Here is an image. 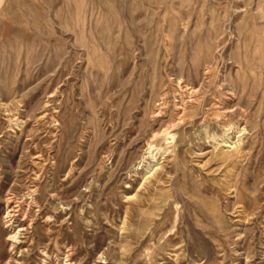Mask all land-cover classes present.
<instances>
[{
  "label": "rangeland",
  "instance_id": "rangeland-1",
  "mask_svg": "<svg viewBox=\"0 0 264 264\" xmlns=\"http://www.w3.org/2000/svg\"><path fill=\"white\" fill-rule=\"evenodd\" d=\"M0 264H264V0H0Z\"/></svg>",
  "mask_w": 264,
  "mask_h": 264
},
{
  "label": "bare ground",
  "instance_id": "bare-ground-1",
  "mask_svg": "<svg viewBox=\"0 0 264 264\" xmlns=\"http://www.w3.org/2000/svg\"><path fill=\"white\" fill-rule=\"evenodd\" d=\"M169 131V130H168ZM231 133V132H230ZM168 135V134H167ZM228 138V137H227ZM225 140V139H224ZM154 156V155H153ZM10 220V219H9ZM12 240L16 239V232H13L11 235H9ZM14 243V242H13ZM12 247V246H11Z\"/></svg>",
  "mask_w": 264,
  "mask_h": 264
}]
</instances>
